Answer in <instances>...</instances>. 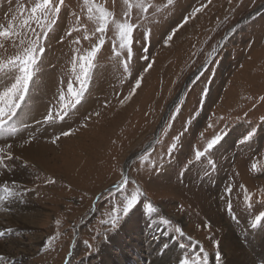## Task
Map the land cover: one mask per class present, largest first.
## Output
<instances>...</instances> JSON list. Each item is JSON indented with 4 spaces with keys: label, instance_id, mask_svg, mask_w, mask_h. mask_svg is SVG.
Segmentation results:
<instances>
[{
    "label": "rangeland",
    "instance_id": "obj_1",
    "mask_svg": "<svg viewBox=\"0 0 264 264\" xmlns=\"http://www.w3.org/2000/svg\"><path fill=\"white\" fill-rule=\"evenodd\" d=\"M39 2L0 0V94L37 61L0 131V264H264V0Z\"/></svg>",
    "mask_w": 264,
    "mask_h": 264
},
{
    "label": "snow or ice",
    "instance_id": "obj_2",
    "mask_svg": "<svg viewBox=\"0 0 264 264\" xmlns=\"http://www.w3.org/2000/svg\"><path fill=\"white\" fill-rule=\"evenodd\" d=\"M59 4H63L64 0H58ZM169 3H171V0H169ZM38 10L42 11H48L52 13H58L60 11V8L56 6L53 3V0H40L39 3L35 5V7L32 8V13L35 14ZM103 16V13H102ZM103 31V29H100ZM132 28L127 25L121 26V36L122 38H126L129 43V48L131 45V34H132ZM12 33L10 31H0V37H10ZM169 39H172L171 36H169ZM103 44V41L101 40V45ZM2 46V45H0ZM125 45L121 43V47H124ZM100 50V47H94L89 54L84 57L81 56L79 59L81 61L80 67H81V74L78 77L79 83L81 85V92H76L71 85L68 87V92L71 94L75 99L76 102H79V97L81 93L83 92L84 85L87 83L89 79V73L90 70L93 67V60L95 59L97 52ZM19 60V66L18 70L22 73V75L17 76L15 78V83L11 85L10 88H8L3 94H0V131L4 130L6 119L5 118H12L17 114V109H19L22 105V102L26 98V94L29 89V84L33 79V71L32 66H34L37 61L35 59V50L30 51L25 58H18ZM12 65L15 67L16 62H11ZM4 66H0V71H4ZM137 88L140 87V84L137 83ZM63 96H61V100H63ZM48 119H51V116L48 117ZM65 135H68V133H65ZM221 137L216 136L214 137L209 143L208 148H213L214 145H216L220 141ZM2 151V150H0ZM197 159L201 157V153L197 151L195 153ZM7 158H11L10 156H7ZM253 168L256 167L255 164L252 165ZM5 192H8L9 190L7 188L3 189ZM0 199H3L0 197ZM136 201V196H133L131 200L128 201L127 207H125L124 212L125 214L133 207L134 203ZM149 211H154L152 206L148 205ZM257 223L264 222V214H262L261 217L257 218ZM3 233H0V236H2ZM206 257L201 260L199 257L197 258H185L181 261V264H206Z\"/></svg>",
    "mask_w": 264,
    "mask_h": 264
},
{
    "label": "bare ground",
    "instance_id": "obj_3",
    "mask_svg": "<svg viewBox=\"0 0 264 264\" xmlns=\"http://www.w3.org/2000/svg\"><path fill=\"white\" fill-rule=\"evenodd\" d=\"M264 7V5H262L259 9H257L256 10V12H254L253 13V15H255L256 13H258L259 12V10L260 9H262ZM252 15V16H253ZM249 19V18H248ZM247 21V20H246ZM38 100H40L39 98H38ZM44 100V99H43ZM38 103V102H37ZM42 103V102H41ZM85 104V103H84ZM86 105V104H85ZM41 106H40V103H38L36 106H35V112L36 111H38L39 110V108H40ZM43 107V106H42ZM84 107V106H83ZM82 107V108H83ZM85 107H87V106H85ZM33 109V108H32ZM81 109V108H80ZM43 110V109H42ZM45 112V111H44ZM30 114V113H29ZM32 114V113H31ZM32 115H34V114H32ZM29 116V115H28ZM76 119V118H75ZM15 132V131H14ZM12 133V132H11ZM39 135V134H38ZM45 148V146L43 147H40V148H36V150H38V151H42L43 149ZM45 154V152L44 153H42L41 154V156H43ZM2 246H4V244L3 243H0V254L1 253H3V250H4V247H2ZM9 246H11V244L9 245ZM6 247V246H5ZM256 248H259V250H254V252H253V254H254V257H256V258H261V256L262 257H264V243H263V245H262V247L260 246V247H257L256 246ZM6 250V249H5ZM118 250H120V253H123L122 252V250H123V248H118ZM250 253V252H249ZM134 254L138 257V258H140L141 257V255L137 252V250L134 252ZM114 257V256H113ZM112 258V257H111ZM129 258V257H128ZM133 258V257H132ZM135 259V258H134ZM133 259V260H134ZM227 261V260H226ZM225 261V262H226ZM117 263L118 264H122L121 262H120V260L119 261H117ZM151 263V262H150ZM100 264H105V262L104 263H100ZM124 264V263H123ZM151 264H153V262L151 263ZM226 264H255V263H253L252 261H251V259H250V257H249V255L247 254V252L246 251H244V250H242V252L241 253H239L238 255H231L230 254V256H229V259H228V261H227V263Z\"/></svg>",
    "mask_w": 264,
    "mask_h": 264
},
{
    "label": "water",
    "instance_id": "obj_4",
    "mask_svg": "<svg viewBox=\"0 0 264 264\" xmlns=\"http://www.w3.org/2000/svg\"><path fill=\"white\" fill-rule=\"evenodd\" d=\"M254 12H256V11H254ZM253 13L251 15H253ZM251 15H249L248 17H246V19L244 21H246L248 18L252 17Z\"/></svg>",
    "mask_w": 264,
    "mask_h": 264
}]
</instances>
